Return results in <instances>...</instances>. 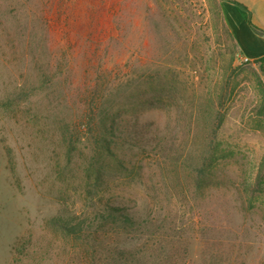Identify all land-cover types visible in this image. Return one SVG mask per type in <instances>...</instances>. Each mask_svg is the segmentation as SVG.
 Segmentation results:
<instances>
[{
  "label": "rangeland",
  "instance_id": "obj_1",
  "mask_svg": "<svg viewBox=\"0 0 264 264\" xmlns=\"http://www.w3.org/2000/svg\"><path fill=\"white\" fill-rule=\"evenodd\" d=\"M258 77L220 0H0V264H77L109 206L264 264Z\"/></svg>",
  "mask_w": 264,
  "mask_h": 264
},
{
  "label": "trees",
  "instance_id": "obj_2",
  "mask_svg": "<svg viewBox=\"0 0 264 264\" xmlns=\"http://www.w3.org/2000/svg\"><path fill=\"white\" fill-rule=\"evenodd\" d=\"M248 63L257 65L264 75V57ZM257 82L264 110V82L260 77ZM203 173L202 166L197 170V177L200 178ZM149 217L143 220L138 213L126 208L109 206L88 224H66L63 228L76 244L74 256L77 264L182 263L183 258L177 257V254L186 251V246L181 238L175 240V228L156 225Z\"/></svg>",
  "mask_w": 264,
  "mask_h": 264
},
{
  "label": "crops",
  "instance_id": "obj_3",
  "mask_svg": "<svg viewBox=\"0 0 264 264\" xmlns=\"http://www.w3.org/2000/svg\"><path fill=\"white\" fill-rule=\"evenodd\" d=\"M220 5L223 21L241 58L247 61L263 58L264 0H220Z\"/></svg>",
  "mask_w": 264,
  "mask_h": 264
},
{
  "label": "built area",
  "instance_id": "obj_4",
  "mask_svg": "<svg viewBox=\"0 0 264 264\" xmlns=\"http://www.w3.org/2000/svg\"><path fill=\"white\" fill-rule=\"evenodd\" d=\"M247 61V60H246Z\"/></svg>",
  "mask_w": 264,
  "mask_h": 264
}]
</instances>
